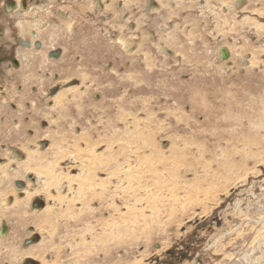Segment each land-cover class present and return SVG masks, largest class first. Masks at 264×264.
<instances>
[{"label":"rangeland","instance_id":"rangeland-1","mask_svg":"<svg viewBox=\"0 0 264 264\" xmlns=\"http://www.w3.org/2000/svg\"><path fill=\"white\" fill-rule=\"evenodd\" d=\"M4 2L0 264H264V0Z\"/></svg>","mask_w":264,"mask_h":264},{"label":"bare ground","instance_id":"bare-ground-1","mask_svg":"<svg viewBox=\"0 0 264 264\" xmlns=\"http://www.w3.org/2000/svg\"><path fill=\"white\" fill-rule=\"evenodd\" d=\"M129 5H131V4H129ZM242 22V21H241ZM147 51V50H146ZM145 61V60H144ZM67 91H69V90H67ZM70 91H72V93H76L77 92V88H72ZM66 93H61V94H58V96H55L54 97V102L55 103H58L60 100H61V98H63V96L65 95ZM73 95V94H72ZM79 95V94H78ZM56 143V142H55ZM58 145V144H57ZM54 147V146H53ZM90 147V146H89ZM69 148V147H68ZM77 155V154H76ZM79 156V155H78ZM111 156V155H110ZM51 157L56 161V159H62V156L60 155V148H58L55 152H53L52 153V155H51ZM90 157V156H89ZM94 157V156H93ZM107 157V156H106ZM90 158H92V155H91V157ZM58 159V160H59ZM98 159V158H97ZM112 159V158H111ZM26 160H27V158H26ZM53 160V161H54ZM87 160H90V159H87ZM96 159L94 158V159H91L90 160V165H91V167H87V173L85 174V175H83V176H79V178H78V180H79V184H78V188H77V191H79V190H81V189H84V188H82V185L83 184H85V185H87V186H89L90 187V191H92V192H90V194L87 196V197H82L81 198V195L77 192V194H79L78 195V200L80 201V200H82L81 202L84 204V202H86V203H88L89 201L91 202L94 198H96L97 197V194H95V193H93V190H92V188H94L93 187V183H92V180L90 179V175L89 174H91V172H94V169H95V164H93L94 163V161H95ZM52 161V162H53ZM54 161V162H55ZM101 161V160H100ZM109 161V160H108ZM36 163L37 165H40V166H38V167H34V168H31V167H29L28 165H29V163ZM81 162V161H80ZM88 162V161H87ZM102 162V161H101ZM117 162V161H116ZM43 163V164H42ZM100 162H98V164H99ZM54 164V163H53ZM55 164H57V163H55ZM89 164V163H88ZM106 164V163H105ZM102 165V164H101ZM107 165V164H106ZM109 165V164H108ZM117 165H118V162H117ZM45 166H46V169H45ZM51 166V165H50ZM21 167H22V169L24 170V171H27V172H31V173H34V174H36L37 176H45V175H49L50 173H51V171L50 170H53V168H49V161L48 160H43L42 158H38V159H35V158H33V155H30L29 153H28V160H27V162H25V163H23V164H21ZM54 167V166H53ZM103 167V166H102ZM108 167V166H107ZM119 167V166H118ZM122 167V166H121ZM81 168V167H80ZM111 168V167H110ZM114 168V167H113ZM57 169V168H56ZM105 169V168H104ZM81 170H83L82 168H81ZM54 171V170H53ZM103 171V170H102ZM121 171V170H120ZM128 171H129V169H128V167H124V170L122 171V174H123V176H127V174H128ZM82 172V171H81ZM111 172V171H110ZM54 173V172H53ZM60 173V172H59ZM61 174V173H60ZM111 174V173H110ZM120 174V173H119ZM121 174V175H122ZM63 175V174H62ZM118 175V174H117ZM50 176H53V174H51ZM130 176H131V174H130ZM61 178V177H60ZM58 179V178H57ZM63 179H65V177L63 178ZM67 181H68V183H69V187H70V183H72L73 181H74V179H70V178H67ZM41 186H42V188L43 189H45V193H49V189H50V186L52 187L53 185H51L52 183L49 181V179H48V177H47V180H43L42 182H41ZM102 185L101 186H103V182L101 183ZM97 186V185H96ZM55 187V186H54ZM57 188V187H56ZM55 188V189H56ZM100 189V188H99ZM59 190V189H58ZM57 190V191H58ZM56 191V190H55ZM59 191H61V190H59ZM95 192V191H94ZM23 193L25 194V197H24V202H26V201H28L32 196H33V194L35 195L36 194V192H28L27 191V189H24L23 190ZM41 193V192H40ZM43 194V193H42ZM36 195H38V194H36ZM48 198H49V195L47 196ZM53 199V202H56V201H58V202H62V201H59V199H58V196L56 197V198H52ZM73 200L71 199L70 201H69V204L72 202ZM8 203V202H7ZM14 204H15V201H13L12 202V205H10V206H8L9 204H6L7 206H8V208H11V207H13L14 206ZM71 206V205H70ZM66 207V206H65ZM50 208H44V211H46V212H44L46 215H48L49 216V214H50V212H51V210H49ZM40 219V217H38L37 216V219H36V221H38ZM48 219V218H47ZM46 219V220H47ZM45 220V221H46ZM41 223V221L39 220L38 222H37V224H36V226L38 227V225ZM126 229L127 228H121L120 230L122 231V232H126ZM120 231V232H121ZM3 236V234H1L0 235V237H2ZM50 236V235H49ZM256 240V239H255ZM261 242H263L262 243V246H264V236H261V240H260V243ZM32 247V246H31ZM43 247V246H42ZM42 247H40L39 249L37 248V250H38V252L39 253H41V250H42ZM35 248H33V250H34ZM32 250V249H31ZM29 248L27 249L26 248V250H24V251H22V252H20L21 254V256H28L29 257V255L30 256H32V251H31ZM33 257V256H32ZM16 259V258H15ZM261 260H263L264 261V250L261 252V258H260ZM243 261L245 262V263H248V260L246 259V257L244 256L243 257ZM232 264H239L238 262H233Z\"/></svg>","mask_w":264,"mask_h":264},{"label":"flooded vegetation","instance_id":"flooded-vegetation-1","mask_svg":"<svg viewBox=\"0 0 264 264\" xmlns=\"http://www.w3.org/2000/svg\"><path fill=\"white\" fill-rule=\"evenodd\" d=\"M43 2H44V0H20L18 2V4H17L16 0H5L4 5H5L6 11H8L9 13L13 12L14 10H18V12H20V14H22V13H25L29 9V7H30L31 4L34 7H36L37 5H41ZM35 13H37V8L30 9L27 14H30V16H33ZM36 17L37 16H34L33 18H36ZM38 29H40L39 26H38ZM18 45H21V47H23L24 50H27V51L28 50H31V51L36 50L37 52H39L40 47H41L39 41H34V42L32 41L31 42L29 40H21V41H19ZM53 52H55V53L58 54L57 57H59L61 55V52L60 51L52 50V51H49L47 53V57L51 59L53 57L51 55L54 54ZM57 57H55V58H57ZM3 64L6 65L7 69H16V70L19 68V65H20L19 64V60L14 55V53L13 54L10 53V55H9L7 52H3L2 51V47H0V66L3 65ZM0 76H2V74ZM0 92H1V90H0ZM16 104L17 103H15V102H12L11 103V109H12V111H15L16 112L18 110L19 107H17ZM17 112L19 113V111H17ZM13 125H16V124H13ZM10 157H12V156H10ZM0 160H2V159L0 158ZM16 182H18L19 188H24L25 187V185H24V183L22 181H16ZM35 204H36V202H35ZM0 231H3L4 234L6 233V229H4L3 225L0 226ZM1 234H3V233H0V235ZM28 241H29V239H28Z\"/></svg>","mask_w":264,"mask_h":264},{"label":"water","instance_id":"water-1","mask_svg":"<svg viewBox=\"0 0 264 264\" xmlns=\"http://www.w3.org/2000/svg\"><path fill=\"white\" fill-rule=\"evenodd\" d=\"M54 54H52L51 56H53L54 58L58 56L57 53L53 52ZM226 54H225V51H222V57H225Z\"/></svg>","mask_w":264,"mask_h":264}]
</instances>
